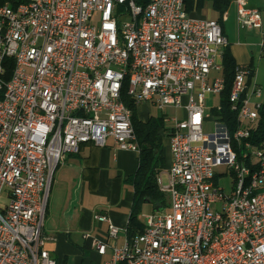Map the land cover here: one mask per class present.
Listing matches in <instances>:
<instances>
[{"label": "built area", "instance_id": "2783aa9c", "mask_svg": "<svg viewBox=\"0 0 264 264\" xmlns=\"http://www.w3.org/2000/svg\"><path fill=\"white\" fill-rule=\"evenodd\" d=\"M231 1L240 29H263L259 9ZM138 2L0 6V85L10 83L0 105V264H58L44 234L55 171L88 143L103 148L112 139L119 150L138 152L127 99L174 110L163 116L171 167L157 176L170 212L146 215L131 260H123L127 231L118 245L121 229L96 214L108 224L93 243L108 256L103 264H264V142L250 145L245 127L258 120L263 103L256 73L236 69L229 103L238 129L231 134L213 116L215 132L207 133V101L226 89L223 76H211L223 71L219 58L229 44L222 23L193 18L187 0ZM134 24H142V38ZM128 51L136 52V72L132 86L122 87ZM10 70H18L17 81L9 80ZM211 110L220 112L222 101ZM228 176L230 193L221 185ZM206 239H214L213 248H205Z\"/></svg>", "mask_w": 264, "mask_h": 264}, {"label": "crops", "instance_id": "0c3cea01", "mask_svg": "<svg viewBox=\"0 0 264 264\" xmlns=\"http://www.w3.org/2000/svg\"><path fill=\"white\" fill-rule=\"evenodd\" d=\"M210 4L207 2L200 14L191 16L195 19L221 21L229 42L228 49L237 64L252 66L257 77L258 67L264 60L261 47L264 42V25L262 30L240 29L237 8L232 2L223 14L210 10L209 16H206L205 8H209ZM247 4L262 12L264 23V0H247ZM232 9L236 10L235 17L231 19ZM211 12H216V17ZM223 60L224 54L219 62L223 64ZM256 82L259 85L257 79ZM150 110L147 103L139 105L140 119L147 121L152 116ZM179 114L185 115L184 111ZM164 147L166 169L162 172L166 173L172 163L168 138L164 140ZM139 162V151H121L110 139L103 148L92 143L83 145L79 154L71 156L66 164L57 168L46 212L44 234L50 238L45 246L58 264H70L73 258L75 264H103L108 258L100 256L94 248V239L104 238L108 231V224L99 223L96 214L110 217L112 223L122 231L117 244L123 243L135 198V188L129 180L136 173Z\"/></svg>", "mask_w": 264, "mask_h": 264}, {"label": "trees", "instance_id": "16d2710c", "mask_svg": "<svg viewBox=\"0 0 264 264\" xmlns=\"http://www.w3.org/2000/svg\"><path fill=\"white\" fill-rule=\"evenodd\" d=\"M26 0H0V6L11 4L15 8L19 3ZM152 0H139V4L147 5ZM207 2H211L213 9L223 14L229 7L231 0H187V10L189 14L195 10L205 7ZM221 23V21H219ZM12 63V60L7 61ZM241 65L237 64L230 50L224 52L223 60V77L226 80V89L222 93V110L213 111V116L219 117L220 120L228 127L233 134L241 125L238 121V113L231 110L229 97L231 94L233 82L236 75V69ZM252 70V66H247ZM248 85L252 82V77L248 78ZM127 106L132 110V121L137 136L139 146V167L136 173L130 178L129 182L135 188V198L131 210L127 234L129 238L142 234L145 231V223L140 220L143 204L149 202L154 208L159 207L161 210L168 206L166 194L162 193L157 185V176L166 169L164 140L168 137L164 117L150 116L147 121L140 119L138 107L134 101L127 99ZM250 132V142L259 147L264 142V101L259 110L258 120L254 124H245ZM242 150L239 151V155ZM242 154V153H241Z\"/></svg>", "mask_w": 264, "mask_h": 264}, {"label": "rangeland", "instance_id": "374dc122", "mask_svg": "<svg viewBox=\"0 0 264 264\" xmlns=\"http://www.w3.org/2000/svg\"><path fill=\"white\" fill-rule=\"evenodd\" d=\"M209 8H205V15L206 16H209V11H213V5L210 4L208 6ZM235 10L236 9H232L230 11V16H231V19L233 18V16L235 17ZM200 11H202V9H200L199 11L198 10H195L191 13L192 16H195V15H198L200 14ZM216 13V12H215ZM214 12H211L212 16L216 17V14ZM237 25V24H236ZM236 28V26H235ZM242 33L244 34L245 33V30L242 31ZM212 78H217V77H222L223 76V72H219L217 70H213L212 71V74H211ZM257 81L259 82V87L261 88L262 90V97H261V101L263 102L264 101V60L262 61V63L259 65L258 67V74H257V77H256ZM221 101L220 97H212L210 99H208L207 101V116H208V122L206 123L205 125V131L207 133H213L215 132V123L213 122V114H212V110L211 108L214 107V106H217L219 104V102ZM148 106L150 107V111H151V115L152 116H155V117H162L164 116V114H168L169 117H173L175 116V113L172 109H165V111H161L160 109H158V107L152 105V104H148ZM140 112H142V110H140ZM220 170H224L223 168L220 169ZM221 185L222 187L226 190V192L230 193L232 191V186H233V179L231 176H228L227 178H223L221 180ZM166 199H167V202H168V206L163 209L162 211L163 212H170V203H171V199H170V196L168 194H166ZM150 213H154V205L148 203V204H143V207H142V212L140 214V220L142 221V223H145L146 222V215L147 214H150ZM81 243V242H80ZM82 244V243H81ZM56 257V256H55ZM96 262L98 261V259L95 260ZM70 264H75V259L73 258L70 262Z\"/></svg>", "mask_w": 264, "mask_h": 264}, {"label": "bare ground", "instance_id": "6f19581e", "mask_svg": "<svg viewBox=\"0 0 264 264\" xmlns=\"http://www.w3.org/2000/svg\"><path fill=\"white\" fill-rule=\"evenodd\" d=\"M134 36L135 38L143 37V28L142 24H134ZM136 72V52L128 51L126 62L124 63V75L122 79V87H131L132 79L135 78ZM18 78V70H10L9 80L17 81ZM10 91V83H2L0 85V105L3 104L5 99L9 96ZM132 129L134 131V136H136L135 128L132 121ZM250 145H253L250 142ZM240 150H235V158H242V151L239 155ZM225 223H232V213H225ZM132 243H135V237L129 238L128 243H124V251H123V260H131L132 259ZM214 239H206L205 248H213Z\"/></svg>", "mask_w": 264, "mask_h": 264}, {"label": "water", "instance_id": "95a60500", "mask_svg": "<svg viewBox=\"0 0 264 264\" xmlns=\"http://www.w3.org/2000/svg\"><path fill=\"white\" fill-rule=\"evenodd\" d=\"M146 203H149V202H146ZM162 210L159 208V207H157V208H154V212H161Z\"/></svg>", "mask_w": 264, "mask_h": 264}]
</instances>
